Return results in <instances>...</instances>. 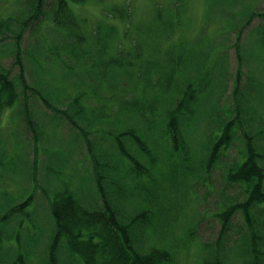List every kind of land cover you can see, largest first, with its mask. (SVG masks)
<instances>
[{"label": "trees", "instance_id": "1", "mask_svg": "<svg viewBox=\"0 0 264 264\" xmlns=\"http://www.w3.org/2000/svg\"><path fill=\"white\" fill-rule=\"evenodd\" d=\"M85 1L29 0L27 16L14 21L19 27L18 36L27 29L33 35L36 29L49 28L51 36L47 37L50 31L41 35L32 46L44 47V55L56 70L48 73L45 92L44 88L28 87L24 77H20L19 85L22 92H34L33 98L60 114L78 132L92 161L98 193L99 187L112 200V193L123 200L132 194L134 206L147 203L145 209L126 220L125 213L117 214L109 206L88 209L78 194L76 198L74 191L64 187L52 200L56 235L49 264H57L52 248L62 237L67 251L80 264H174V258L182 264L179 257L184 262L192 248L193 231L182 233L180 239L172 226L178 213L196 203L201 192L207 196L206 189L218 195L212 201L217 212L211 215L219 231L209 248L212 259L203 264H226L225 256L230 252L225 241L231 228L241 232L235 256L242 257L243 264H264V151L257 144L258 135L264 132L259 128L253 134V118L242 110L246 101H241L243 95L239 92L241 71L231 94L233 102L223 110L222 120L216 125L203 105L215 85L211 72L201 68L195 77L185 78L188 43L178 46L180 39L168 41V32H175L178 22L171 16L177 15L186 0H173L176 12L168 13V18L163 14L167 6L157 5L155 23L147 26L134 24L129 5L111 9L115 21L107 26H101L100 19L93 25L91 19L71 8L72 3L82 5ZM250 19L245 26H249ZM9 20L13 19L0 20V42L9 41ZM139 30L143 32L134 35ZM149 32L156 36L154 45L145 39ZM127 41L133 43L131 47L123 46ZM12 43L17 47L14 58L21 60L22 43ZM148 44L151 48L146 50ZM8 73L0 65V117L4 110L19 103ZM57 88L61 93L56 95ZM221 96L211 105L220 104ZM26 118L36 142L39 125H33L29 114ZM202 124V139L193 147L186 132ZM103 140L108 146L101 144ZM231 149L236 152L230 156ZM212 177L215 181L221 178L224 188L215 190ZM16 210L22 211L17 206L11 212ZM7 216L0 218V223ZM140 228L156 236L145 253L135 241V232ZM167 238L169 246L164 242Z\"/></svg>", "mask_w": 264, "mask_h": 264}, {"label": "rangeland", "instance_id": "2", "mask_svg": "<svg viewBox=\"0 0 264 264\" xmlns=\"http://www.w3.org/2000/svg\"><path fill=\"white\" fill-rule=\"evenodd\" d=\"M172 1L86 0L82 5L72 3L71 8L79 15L91 19L93 25L99 24L100 19L101 26H107L115 21L111 19V9L129 5L134 15V24L147 26L155 23L157 5L167 6L163 10L167 18L168 13L176 12ZM29 5V0H0V20L13 19L9 20L12 23V31L8 33L9 41L0 42V65L9 70L8 76L13 80L19 98L18 105L4 110L0 117V218L8 215L0 223V264H49L52 240L56 235V223L51 215L52 200L54 194L64 187L74 191L76 198L78 194L83 206L88 209L102 210L105 206L101 203L108 199L111 209L117 214L125 213L126 220L135 215L132 211L135 207L132 210L130 207L133 205L131 193V197L123 201H117L120 198L113 197L112 193L113 201L99 187L98 193L92 174V161L85 144L78 139V132L71 129L60 114L53 113L44 103L33 98L34 92L21 91L19 80L24 77L28 87L37 90L44 88L42 92H45L46 86L49 87L48 73L56 70L50 58L44 55V47L32 46L37 38L50 31L49 28L36 29L33 35L27 33V29L21 37L18 36L19 27L15 26L14 21L27 16ZM178 9L177 15L171 16L172 20L178 22L175 32H168V41L180 39L178 46L188 43L184 54L185 78L195 77L201 68L211 72L214 89L203 103L208 116H213L211 119H214L216 125L220 124L223 110H227L233 102L231 94L241 71L239 92L243 95L241 101H246L242 110L253 118L252 133H256L259 128L264 132V17H260L264 14V0H186ZM249 19V26H245ZM86 26L90 27V23L87 22ZM118 27L120 30L121 25ZM142 32L134 31V35ZM50 36L51 31L47 37ZM154 37L149 32L145 39L154 45ZM17 40L22 43L20 48L24 50L21 60L13 56L17 47L12 42ZM160 43L164 44V41ZM132 44L127 41L123 46L127 48ZM149 44L146 50L151 48ZM59 92L57 88L56 95ZM220 95V104L211 105ZM48 101L51 100L48 98ZM27 114L31 116L33 125H39L36 142L27 126ZM204 126L202 124L201 128L186 132V138L188 136L193 147L200 143V130ZM101 144L108 146L104 140ZM257 144L264 151V133L258 135ZM235 152V149H231L229 155ZM216 180L213 179L215 190L224 188L225 183L221 178L216 177ZM206 191L207 196L201 192L195 199L196 203H191L187 210L178 213L172 226L175 236L180 239L188 230L193 231L192 248L184 262L183 257H179L182 264H203L212 259L209 248L214 245L219 231V224L211 215V212H217L212 201H216L218 195H214L216 191ZM116 201L117 204H114ZM146 203L143 202L138 210L145 209ZM93 204L98 207H92ZM17 206L22 211L11 212ZM149 233V230L143 231L142 228L135 232V241L137 239L139 250L144 253L155 242L156 236H150ZM228 233L225 245L229 246L227 253H230L225 256L226 264H243L242 257L235 256L238 254L235 247L240 246L236 240L240 238L241 232L237 233L231 228ZM168 240L164 241L167 245ZM52 249L57 264H80L67 251L64 237L58 239ZM73 260L75 262L71 263ZM173 262L178 264L175 258Z\"/></svg>", "mask_w": 264, "mask_h": 264}, {"label": "bare ground", "instance_id": "3", "mask_svg": "<svg viewBox=\"0 0 264 264\" xmlns=\"http://www.w3.org/2000/svg\"><path fill=\"white\" fill-rule=\"evenodd\" d=\"M62 191V189L61 190H59V191H57L55 194H54V196H56V195H58L59 194V192H61ZM114 201V200H113ZM117 201H123V199H120V200H117ZM117 201H116V203H114V202H112V203H114V204H117ZM103 206H105V207H107V206H109V200H104L103 201V203H101ZM101 204H100V206H101ZM98 207V206H97ZM109 207H111V206H109ZM131 207V210H132V207H135V210H132V211H134L135 212V214L137 213V211H138V207H137V204H136V206H134V204L132 205V206H130ZM172 212L174 213V211L172 210Z\"/></svg>", "mask_w": 264, "mask_h": 264}]
</instances>
